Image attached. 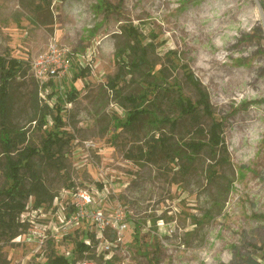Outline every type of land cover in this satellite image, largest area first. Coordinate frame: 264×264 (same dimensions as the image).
<instances>
[{"label": "rangeland", "instance_id": "obj_1", "mask_svg": "<svg viewBox=\"0 0 264 264\" xmlns=\"http://www.w3.org/2000/svg\"><path fill=\"white\" fill-rule=\"evenodd\" d=\"M260 2L0 0V56L23 65L10 83L8 127L24 132L25 145L39 149L54 128L52 93L65 98L71 86L77 92L73 101L62 103L66 140L56 160L32 158L33 170L55 197L38 209L28 200L18 219L20 235L0 240V264H43L54 254L72 264H149L148 259L154 264H264ZM129 27L140 34L142 46L148 45V64L141 73L127 72L116 94L108 82L118 71L116 53L123 52L125 64L133 59ZM51 46L70 57V68L60 78L36 63ZM182 64L201 82L222 123L226 162L208 146L197 153L186 146L207 142L211 117L180 115L173 90L159 95L149 90L162 68L164 86L175 83L195 102L198 94L185 80ZM85 67L89 73L74 80L72 73ZM144 92V105L155 102L159 116L176 118L175 128L156 124L149 115L122 126L132 108L121 98ZM43 113L48 114L42 122ZM21 176L28 187V172L22 170ZM6 186L0 146V189ZM81 188L94 198L90 211L100 209L126 226L120 234L109 227L99 233L91 217L78 225L69 222L72 191ZM91 235L100 240L92 243ZM81 240L91 242L92 252L76 250Z\"/></svg>", "mask_w": 264, "mask_h": 264}, {"label": "trees", "instance_id": "obj_2", "mask_svg": "<svg viewBox=\"0 0 264 264\" xmlns=\"http://www.w3.org/2000/svg\"><path fill=\"white\" fill-rule=\"evenodd\" d=\"M50 1V0H46ZM105 5V3H103ZM260 5L264 8V2H260ZM109 7V6H108ZM125 32L133 41L130 46L133 59L130 63L125 64L122 60L123 52L116 53V58L118 61V71L114 77L109 79V86L112 91L116 94L119 93L118 83L123 80L127 72L130 73H141V68L148 64V45L142 46L140 34L135 28L129 27L125 29ZM151 46V45H149ZM125 68H128L126 71ZM184 72L185 80L190 83L196 90L198 98L195 102L186 98L181 90L175 83L172 85L164 86V69L158 70V76L154 77V81L148 83L150 85L149 90L156 95L157 92H166V90H173L175 92V101L179 108L180 115H187L194 117L198 113L203 114L212 118V123L209 126L208 134L209 138L207 142L204 141H190L186 143L187 148L192 153H197L202 150L205 146L210 147L211 151L214 153L219 151L221 154L220 162L227 161V153L222 135V123L217 121L214 117V112L209 101L208 94L204 89L203 85L199 80H197L189 67L185 64L181 65ZM23 70V65L17 59L12 57L0 56V146L3 154V169L7 182L6 188L0 189V240L7 239L13 240L21 233V229L18 219L21 214L27 208V202L30 198L33 199V208L38 209L40 207L51 205L55 195L51 194L48 189L42 184V179L40 174L33 170L32 168V158L35 156H46L49 160H56L58 157L56 154L61 152L63 144L65 142V133L61 129L64 126L63 120L61 118L60 112L62 109V103L73 101L77 92L71 86L70 91L65 95H56L55 92V104H56V115L53 117L54 128L46 132V136L42 141V145L39 149L25 145L26 135L24 132L14 130L9 128L7 125L8 118V100H9V90L10 83L13 81ZM89 73L87 67L82 68L77 72H73V79L83 78ZM172 86V87H171ZM58 90V89H57ZM59 91V90H58ZM148 94L146 92L139 94L137 96L128 95L123 96L121 99L124 104L131 106V110H127L125 114V120L122 126L131 127L136 124L142 116L149 115L153 117V121L158 123H168L172 128L177 125V120L171 119L169 116H159L158 105L155 102L148 101ZM67 100V101H66ZM45 114L41 115V120L43 122ZM203 135L202 129L198 131ZM159 142L164 143L165 140L162 138ZM24 145V146H23ZM22 146V147H21ZM26 170L31 177L30 185L27 187L22 179L21 171ZM134 239L136 243L140 244L139 238V227L134 226ZM92 243L97 241L94 235L90 236ZM76 250L80 253H90L92 252L91 245L85 244L84 240L77 243ZM74 260H71L62 255H53L48 257V259L43 264H72ZM149 264H154L151 259H148ZM253 264H258L253 262Z\"/></svg>", "mask_w": 264, "mask_h": 264}, {"label": "built area", "instance_id": "obj_3", "mask_svg": "<svg viewBox=\"0 0 264 264\" xmlns=\"http://www.w3.org/2000/svg\"><path fill=\"white\" fill-rule=\"evenodd\" d=\"M36 63H42L44 71L50 74L51 77L57 76L59 78L67 73L71 64L69 54L65 53V51H61L55 46H51L48 53L44 57H41L40 60L36 61ZM72 195L74 197L72 202L73 212L68 216L69 222L78 225L81 221L91 217L96 227L99 228V233H105V230L109 227L113 232L120 234L126 227L124 224H121L117 218L108 219L100 209L90 211L88 208L92 206L94 198L88 189H77L72 191ZM96 239L99 241L100 237L98 236ZM84 242L87 245H91L90 241L84 240ZM100 243L102 244V242ZM110 248L109 243L105 242L103 246L104 251H108Z\"/></svg>", "mask_w": 264, "mask_h": 264}]
</instances>
